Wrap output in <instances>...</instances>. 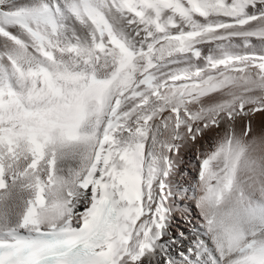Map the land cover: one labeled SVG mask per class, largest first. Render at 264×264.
I'll return each mask as SVG.
<instances>
[{
    "label": "snow or ice",
    "instance_id": "6c2138e0",
    "mask_svg": "<svg viewBox=\"0 0 264 264\" xmlns=\"http://www.w3.org/2000/svg\"><path fill=\"white\" fill-rule=\"evenodd\" d=\"M0 264H264V0H0Z\"/></svg>",
    "mask_w": 264,
    "mask_h": 264
},
{
    "label": "bare ground",
    "instance_id": "6f19581e",
    "mask_svg": "<svg viewBox=\"0 0 264 264\" xmlns=\"http://www.w3.org/2000/svg\"><path fill=\"white\" fill-rule=\"evenodd\" d=\"M178 227L181 228V229H186L187 226L184 225L183 222H180Z\"/></svg>",
    "mask_w": 264,
    "mask_h": 264
}]
</instances>
